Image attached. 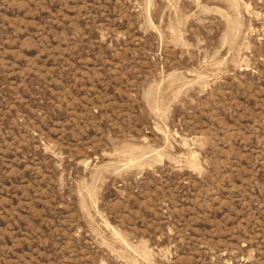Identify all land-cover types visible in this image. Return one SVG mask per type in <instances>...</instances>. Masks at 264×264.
I'll list each match as a JSON object with an SVG mask.
<instances>
[{
	"label": "rangeland",
	"instance_id": "rangeland-1",
	"mask_svg": "<svg viewBox=\"0 0 264 264\" xmlns=\"http://www.w3.org/2000/svg\"><path fill=\"white\" fill-rule=\"evenodd\" d=\"M0 264H264V0H0Z\"/></svg>",
	"mask_w": 264,
	"mask_h": 264
}]
</instances>
